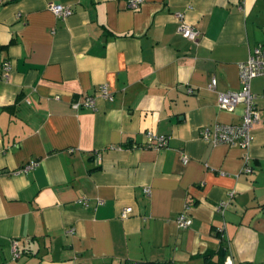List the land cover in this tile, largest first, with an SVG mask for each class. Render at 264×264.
Returning <instances> with one entry per match:
<instances>
[{"label": "crops", "instance_id": "obj_1", "mask_svg": "<svg viewBox=\"0 0 264 264\" xmlns=\"http://www.w3.org/2000/svg\"><path fill=\"white\" fill-rule=\"evenodd\" d=\"M126 3L0 0V264H202L224 247L233 264H264V76L251 80L248 149L200 135L241 121L243 105L222 110L217 97L240 88L238 64L264 44V0ZM84 94L94 109L72 107ZM148 132L166 145L148 146Z\"/></svg>", "mask_w": 264, "mask_h": 264}, {"label": "built area", "instance_id": "obj_2", "mask_svg": "<svg viewBox=\"0 0 264 264\" xmlns=\"http://www.w3.org/2000/svg\"><path fill=\"white\" fill-rule=\"evenodd\" d=\"M127 6L131 9H137L144 0H126ZM48 9L57 17L65 18L71 13L69 7H65L61 4L50 3ZM175 17L178 21V32L187 39L195 40L199 32L189 23L184 20L183 13L176 12ZM3 69L5 70L4 76H8L10 70L9 62L3 63ZM257 76H264V44L256 45L250 52L247 59L238 64V80L240 88L238 90H230L223 93H219L217 97V106L219 109L232 111L239 103L243 105V113L241 121L238 124L231 123H216L211 134L207 127H202L200 135L206 141H210L215 144H237L242 149H248L251 141V131L256 123L259 121V110L255 103L256 95L251 92V80ZM215 85V79L211 80L209 85L213 88ZM98 94L100 97L108 100H112L113 95L108 90L107 85L101 84L98 86ZM72 107L77 109L80 107L84 108H95V98L92 95L84 94L78 99L72 101ZM148 146L161 147L166 145L167 137L164 135H153L151 132L147 133ZM245 166L244 172H250L251 167L247 164L249 155L245 154L244 157ZM37 161H32L23 167L18 172L26 173L37 166ZM145 193H149V189H145ZM233 196V193H229L224 201H221L216 206L218 211L222 212L225 209L229 199ZM188 207L186 206L176 217L177 225L184 229L192 224V219L187 213ZM132 213L130 206L124 207L120 211V217L126 218ZM16 242H13V252L16 254ZM222 264H233L231 256L225 257Z\"/></svg>", "mask_w": 264, "mask_h": 264}, {"label": "trees", "instance_id": "obj_3", "mask_svg": "<svg viewBox=\"0 0 264 264\" xmlns=\"http://www.w3.org/2000/svg\"><path fill=\"white\" fill-rule=\"evenodd\" d=\"M225 254H226V249L224 247V252H223V258L221 262L219 261H214L211 259V255L209 253L204 254L203 258V263L202 264H222L224 259H225ZM122 264H172L170 261H138V260H126Z\"/></svg>", "mask_w": 264, "mask_h": 264}]
</instances>
